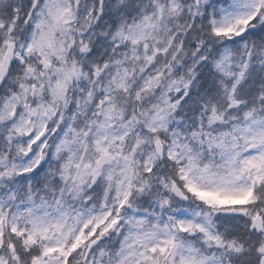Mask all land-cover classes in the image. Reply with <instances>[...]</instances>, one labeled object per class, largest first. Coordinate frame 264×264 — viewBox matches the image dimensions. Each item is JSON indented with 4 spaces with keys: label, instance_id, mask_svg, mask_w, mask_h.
I'll list each match as a JSON object with an SVG mask.
<instances>
[{
    "label": "snow or ice",
    "instance_id": "snow-or-ice-1",
    "mask_svg": "<svg viewBox=\"0 0 264 264\" xmlns=\"http://www.w3.org/2000/svg\"><path fill=\"white\" fill-rule=\"evenodd\" d=\"M0 264H264V0H0Z\"/></svg>",
    "mask_w": 264,
    "mask_h": 264
}]
</instances>
